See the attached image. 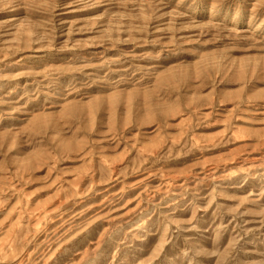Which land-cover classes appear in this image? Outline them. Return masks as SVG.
Here are the masks:
<instances>
[{"label":"rangeland","instance_id":"374dc122","mask_svg":"<svg viewBox=\"0 0 264 264\" xmlns=\"http://www.w3.org/2000/svg\"><path fill=\"white\" fill-rule=\"evenodd\" d=\"M0 264H264V0H0Z\"/></svg>","mask_w":264,"mask_h":264}]
</instances>
